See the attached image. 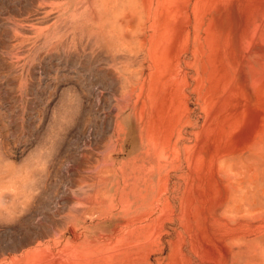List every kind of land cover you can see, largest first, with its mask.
<instances>
[{
  "label": "rangeland",
  "instance_id": "obj_1",
  "mask_svg": "<svg viewBox=\"0 0 264 264\" xmlns=\"http://www.w3.org/2000/svg\"><path fill=\"white\" fill-rule=\"evenodd\" d=\"M0 264H264V0H0Z\"/></svg>",
  "mask_w": 264,
  "mask_h": 264
},
{
  "label": "bare ground",
  "instance_id": "obj_2",
  "mask_svg": "<svg viewBox=\"0 0 264 264\" xmlns=\"http://www.w3.org/2000/svg\"><path fill=\"white\" fill-rule=\"evenodd\" d=\"M127 14H125V13H123V14H121V21H120V23L121 24H123V25H126V24H129V20H128V18H127V16H126ZM129 17V16H128ZM134 19H135V16H134ZM133 19V20H134ZM151 19V21L153 20L154 22H153V24L152 25H154V23H155V16L153 17V15H152V12L150 11L149 12V18H148V20H150ZM126 23V24H125ZM132 22H130V24H131ZM167 26H170V25H167ZM153 27V26H152ZM174 68V67H173ZM173 76V75H172ZM169 78V77H168ZM172 78V77H171ZM171 78H169V83L171 82ZM174 78V77H173ZM165 79V78H164ZM167 79V78H166ZM158 82V81H157ZM173 82V81H172ZM164 83H166V81L164 82ZM168 84V83H167ZM171 84V83H170ZM163 85H165V84H163ZM162 84H161V87L162 88H164L165 86H163ZM172 85V84H171ZM171 85H169V86H171ZM145 86H146V83L145 82H142V84H141V86H140V89H141V94H143L144 93V89H145ZM133 87V86H132ZM167 87V86H166ZM162 88H161V90H160V93H159V96H158V93H155L156 91V89H153V90H151L149 93H148V95H147V97H148V100H149V104H148V101H147V99H143L141 102H142V106L140 105V107H139V109H140V111H139V113H140V117L141 118H146V123H145V125L147 126V128H148V132H150L151 130L149 129L150 127H151V125H153V122H154V119H156L155 117L158 115L159 116V119L160 120H162L163 121V123L165 122V120H163V119H166V116H168V115H170L171 117H172V115H171V113L172 114H175L176 112V110L178 109V107H175V106H172V104H173V102L171 101V99H172V95L174 94V92H173V94L172 93H170L169 95H167L166 97H163V92L165 91H163L162 90ZM168 88V87H167ZM171 88V87H170ZM170 88H169V90H170ZM164 89H166V88H164ZM167 90V89H166ZM172 90V89H171ZM170 90V91H171ZM130 91V90H129ZM168 91V90H167ZM168 93H169V91H168ZM132 95V94H131ZM130 95V96H131ZM138 95V94H137ZM170 97H171V99H170ZM176 97V96H175ZM175 101V100H174ZM138 102V101H137ZM177 103V100H176V102H175V104ZM178 104V103H177ZM147 105H149L150 106V109H148V107H147ZM156 113H157V115H156ZM178 113H179V109H178ZM181 113V112H180ZM179 113V114H180ZM178 114V115H179ZM177 115V116H178ZM169 116V117H170ZM170 117V118H171ZM179 117H181V114H180V116ZM173 118V117H172ZM171 118V119H172ZM175 118V117H174ZM169 119V118H168ZM170 119V120H171ZM176 119V118H175ZM173 120V119H172ZM171 120V121H172ZM176 120H178V118L176 119ZM156 121V120H155ZM159 120H157V122H158ZM175 121V120H174ZM156 122V123H157ZM160 122V121H159ZM179 122V121H178ZM166 123V122H165ZM168 123V122H167ZM176 124H177V122H176ZM159 125V124H158ZM157 125V126H158ZM166 126H168V124H166ZM159 127H160V125H159ZM163 127V126H162ZM168 127H171L170 126V124H169V126ZM167 127V128H168ZM152 128V127H151ZM155 128V127H154ZM166 129V128H165ZM168 129H170V128H168ZM157 130V129H156ZM167 130V129H166ZM153 131V130H152ZM155 131V130H154ZM171 131V130H170ZM156 132V131H155ZM151 133V132H150ZM170 133V132H169ZM167 134H168V132H167ZM169 136H170V134H168ZM148 136V139L149 140H151V138L154 136H149V135H147ZM155 137V136H154ZM171 137V136H170ZM153 139V138H152ZM152 141V140H151ZM167 145L166 146H169V145H171V142H172V138H169V139H167ZM154 147H155V149L158 147V146H156V145H154ZM166 148V147H165Z\"/></svg>",
  "mask_w": 264,
  "mask_h": 264
}]
</instances>
